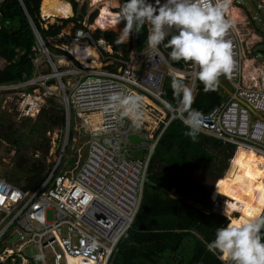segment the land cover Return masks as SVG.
Returning <instances> with one entry per match:
<instances>
[{"label": "built area", "instance_id": "obj_1", "mask_svg": "<svg viewBox=\"0 0 264 264\" xmlns=\"http://www.w3.org/2000/svg\"><path fill=\"white\" fill-rule=\"evenodd\" d=\"M259 1L264 6V0ZM237 7L232 0L226 14L235 21L226 35L231 41L233 69L227 77H220L230 87L232 95L211 110L199 112V133L234 147L237 144L251 146L264 155V120L252 119L249 109L237 100H243L255 112L264 114V60L247 56L249 43L237 30ZM92 32L80 28L74 35L94 49L99 67L77 66L70 58L56 55L64 65L58 72L48 56L51 74L37 73L40 63L34 61L32 78L0 84V91L33 87L37 92L42 88L43 95L50 96L55 84H48V81L56 79L68 117L65 130L69 131L70 109L73 108L87 137L83 158L78 161L72 158L73 165H68L66 160L68 168L59 169L67 149L65 138L55 167L34 191L23 190L0 177V264L7 260L15 263V256L20 260L18 264H30V259L40 254L44 260H35L36 264H111L119 241L138 211L154 148L171 121L182 122L180 113L185 112L184 108L195 96L197 79L192 67L172 66L161 48L159 53L149 47L140 52L132 50L128 59L110 57L112 50L105 49L110 46L104 47L100 40L94 41ZM42 47L49 55L46 46ZM98 47L108 55L102 54ZM109 65L112 70L105 68ZM166 76L187 81L192 91L190 102L167 107L170 104L161 96ZM115 91L141 95L144 111L148 109L145 102L153 101L157 105L156 129L135 133L130 121L108 104L107 97ZM23 96L25 105L20 110L24 115L35 117L39 107L25 111L32 100L29 94ZM93 113L98 114L97 125H93L90 117ZM130 135L140 140L133 143L128 138ZM140 149L143 150L140 159L129 157ZM81 185L94 194L87 203L79 192ZM222 198L210 202V211L220 214ZM93 239L95 248L89 247ZM28 248L33 249V254L27 252Z\"/></svg>", "mask_w": 264, "mask_h": 264}, {"label": "trees", "instance_id": "obj_2", "mask_svg": "<svg viewBox=\"0 0 264 264\" xmlns=\"http://www.w3.org/2000/svg\"><path fill=\"white\" fill-rule=\"evenodd\" d=\"M66 1L71 6L72 16L57 19L46 26H43L40 18L41 0L0 1V59L5 62L4 67L0 68V84L23 82L33 77L38 43L33 28L50 55H64L79 66L65 50L49 45V40L60 35L70 23L73 24L72 38H75L76 29L86 30L83 21L87 14V5H79L78 0ZM96 16L97 10L92 11L88 15V24H92ZM147 31L146 24L139 34L133 33L134 37L127 43H120L114 31L95 29L92 37L94 41L103 40L111 46L113 53L110 57L128 59L131 49L140 52L147 47ZM160 48L167 56L169 49L163 45ZM98 49L102 54L108 55L100 47ZM169 62L179 69L189 66L183 62L170 60ZM105 68L113 69L112 65ZM173 79L176 78L165 77L161 96L172 107H177L181 103V98L170 86ZM196 82L195 96L184 108V113L193 109L207 112L226 100L227 96L220 97L215 89L206 91L198 80ZM55 83V79L48 81V84ZM32 89L33 87H28L25 91ZM46 101L48 107L40 109L34 122L26 130L28 134L24 133L28 138L29 135L33 136L31 139L33 149L41 152L42 158L48 154L50 146L46 133L65 127L64 107L58 102H53L51 98H47ZM3 119L4 115L0 114V140L17 147L15 168L26 173L25 184L20 188L34 191L45 180L50 169L46 168L43 159L29 162L25 156L19 155L26 137H21V127L11 132L7 125H3ZM72 135V130L69 129V139ZM234 149L233 145L224 144L201 133L193 139L187 135V128L183 122L178 119L171 121L151 155L138 211L130 228L119 241L111 264H222L217 256L207 251L206 242L213 239L215 229L224 226L231 217L226 216L228 218L226 219L221 214L210 211L208 200L214 202L219 196H214L215 184L220 183ZM188 156L198 166L215 174L205 183L207 192L198 185L186 187L181 185L185 179L183 167ZM223 187L225 188L223 197L227 200H238L244 195L234 193L227 185ZM236 214L235 216H238L240 213ZM189 239L192 244L189 243ZM10 263L7 260L3 264ZM30 264H36L35 259H30Z\"/></svg>", "mask_w": 264, "mask_h": 264}, {"label": "clouds", "instance_id": "obj_3", "mask_svg": "<svg viewBox=\"0 0 264 264\" xmlns=\"http://www.w3.org/2000/svg\"><path fill=\"white\" fill-rule=\"evenodd\" d=\"M231 5L232 0H123L116 14V22H124L118 41L125 43L130 34L134 37L133 33L139 34L147 24V47L159 53L163 45L169 49L170 61L183 62L195 69L196 79L204 89L212 90L219 78L227 77L233 69L231 41L226 38L235 25L226 15ZM170 86L181 98V104L191 101V88L182 80L173 79ZM107 100L134 128L141 127L145 119L141 95L115 91ZM180 116L187 135L195 139L201 130V114L193 109ZM224 185L236 194L244 193L235 202L224 201L225 207L240 214L215 229L213 239L206 242L207 251L222 264H264V155L257 154L251 146L237 144L220 183L215 184L214 196L225 195ZM79 192L86 203L94 198L83 185ZM89 247H96L94 239ZM34 258L44 260L43 254Z\"/></svg>", "mask_w": 264, "mask_h": 264}, {"label": "rangeland", "instance_id": "obj_4", "mask_svg": "<svg viewBox=\"0 0 264 264\" xmlns=\"http://www.w3.org/2000/svg\"><path fill=\"white\" fill-rule=\"evenodd\" d=\"M78 2L79 5L81 4L87 5V14L84 17L83 26H85L86 28L92 31H94V29L105 31L98 27H92L93 23L88 24L87 21L88 15L92 11L97 10V14H98L99 3L93 4L92 0H78ZM121 3L122 1L118 0L116 5L117 7L114 5L113 7H110V10L116 13L119 12ZM235 4L236 5L238 4L240 8L246 7L248 10H250L255 15L256 25H258L259 28H264V6L261 3H259L258 0H235ZM115 9H117L118 11ZM40 18L43 21V26L52 24L56 22L57 19H61L60 17H56L51 21L49 19L43 18L41 15ZM123 25L124 22L121 21L120 25L118 26L119 28L114 27V28L106 29V31H114L118 39L120 35V29L123 27ZM72 27H73L72 23L68 24L62 30L60 35H58L54 39L49 40V45L54 48L63 49L71 56V54L67 51L65 45L68 43V41L72 39L71 37ZM130 38H133L132 34H130L129 39L125 43H127L130 40ZM48 56H50V58L54 62L58 72H61L64 68V65L62 62L58 60L56 54L54 55H50V53L49 55L46 54L39 45V43H37L36 55L34 59L36 64L40 63L37 73H45L47 75L52 73L51 67L48 63ZM72 58L75 59L74 57ZM259 59L260 60L264 59L263 53L259 55ZM78 63L80 65V62ZM4 65L5 62L2 59H0V68H3ZM72 81L73 79H71V82ZM183 82L187 84V81H183ZM53 87H56V89L52 90V94L50 96H44L43 95L44 90L42 88L41 89L39 88L38 92L35 88H33L31 91H28L29 93L23 90V88L8 90V91H0V114H3L5 117V119H3L2 121L3 125L4 126L7 125V127H9V130L11 132H14L19 127H21V134H22L21 137L23 138L26 137V141H24L19 155L25 156L29 160V162H32L34 159H39V160L43 159L47 166L46 168L50 169V172L57 163V160L59 158L58 156L61 147L65 141V138L67 141V149L66 152H64L63 159L60 162V167H58L59 169H64V168L66 169L68 168L67 167L68 165H72L73 164L72 158H75L76 161L81 160L83 158L86 150V139H87V137L85 136V132H83V127L79 125V121L74 115V109L71 108L70 122H69V129H71L73 133L71 139H69L68 131L65 130V127L63 129H54L53 131L46 133L49 137V143H50L49 150L50 149L52 150L51 154L48 152V154L42 158L41 152H37L36 150L33 149L34 146L33 143L31 142L33 136L29 135L28 138L24 133L25 132L27 133L26 131L27 128L34 122L36 117H29L28 115H24L25 112L23 113L22 110H20L22 105H25L23 104L25 103V99H24L25 97L23 96V94L25 95L29 94L32 100V102L29 101L28 106L26 107L27 109H25V111L27 112L33 110L35 107H39V109H41L42 107H46L48 103V101H46L47 98H51L53 102H58L60 105L63 106L61 91L58 88L57 82L55 83V85H53ZM23 118H31V119H23ZM16 150L17 147L10 145L5 140H0V177L5 179L10 184H13L18 187H22L25 184L26 173H24L23 171H18L15 168V162L17 157ZM66 160L68 162V165L66 163ZM183 173L185 176L183 183L181 182V185H185L183 187H186L188 185H205V183L202 182L201 180L203 170L197 164H195V162H193V160L190 159L189 156L186 160L185 167H183ZM209 205H210V201H209ZM223 212L224 211L221 208L220 214L226 219H228L226 217V215L228 214L225 213V215H223ZM236 213L239 212H233L229 214V216L232 218L235 215H237ZM48 219H50V215H48ZM189 243L192 244V241L190 239H189ZM15 259H16V263H10V264H18L20 261L19 258L15 256Z\"/></svg>", "mask_w": 264, "mask_h": 264}, {"label": "bare ground", "instance_id": "obj_5", "mask_svg": "<svg viewBox=\"0 0 264 264\" xmlns=\"http://www.w3.org/2000/svg\"><path fill=\"white\" fill-rule=\"evenodd\" d=\"M93 4L99 3V12L94 19L92 27H98L102 30L118 27L120 21L117 23V13L110 10V7L116 5V0H92ZM40 14L43 18L52 19L56 17L67 18L72 15L71 6L65 0H41L40 2ZM54 21V20H53ZM119 28V27H118ZM117 29V28H116ZM67 51L80 62L81 65L85 67H99V62L97 61V54L94 49L86 42L80 41L79 39L73 38L65 45ZM90 59V61H87ZM55 87L52 88V90ZM97 117V116H96ZM95 118V117H94ZM94 120V119H92ZM97 120V119H96ZM94 122H96L94 120ZM256 151V150H255ZM257 154L263 155L256 151ZM220 197V195L218 196ZM216 198V200L218 199ZM227 199L222 198V209L224 213L229 214L237 212L231 208L224 206V201ZM230 201V200H229ZM235 202V200H232Z\"/></svg>", "mask_w": 264, "mask_h": 264}, {"label": "crops", "instance_id": "obj_6", "mask_svg": "<svg viewBox=\"0 0 264 264\" xmlns=\"http://www.w3.org/2000/svg\"><path fill=\"white\" fill-rule=\"evenodd\" d=\"M117 1L118 0H116V2ZM121 1L123 3V0H121ZM259 3H261V2L259 1ZM113 6H111V7H113ZM237 6L238 7L236 8V10L238 9V11H239V16L237 17V22H238L237 23V30L242 34V37H244V39H246L247 42L249 43L248 44L249 45V50H248V55L247 56H249V57L250 56L251 57L256 56V59L260 60L259 59V55L262 54V52L264 54V28H259V26L256 25L255 15L250 10H248L246 7L240 8V6L238 4H237ZM114 13H116V12H114ZM100 44L101 45L103 44L102 46H104V47L107 46L106 43L103 40L100 41ZM108 49L111 50V48H109V47H108ZM132 50L133 49H131L130 52ZM97 61L99 62L98 59H97ZM244 71H247V69H245ZM171 77H173V76H171ZM176 79H178V78H176ZM218 81L220 82V84L223 87H225L227 90L231 91L230 87L228 85H226L224 83V81H221L220 79ZM226 94L227 93H225V95ZM145 104L148 106V109L144 111L145 119H144L141 127L139 129L135 128V133H137V134L143 133L144 129L155 130L156 127H157L156 116H155V108H156L157 105L154 104V102L150 101V100L146 101ZM90 117H91V119H94L96 121V122H94V120H92L93 121V125H97V123H99V117H98L97 113L91 114ZM123 119H126L129 122V120L126 117H123ZM187 158H186V160H187ZM193 162H195V161L193 160ZM195 164H197V163L195 162ZM184 167H185V165H184ZM201 169L203 170L201 180H202V182L206 183L207 179L211 177L210 176L211 172H208V171L204 170L203 168H201ZM198 186L202 187L203 185H198Z\"/></svg>", "mask_w": 264, "mask_h": 264}, {"label": "water", "instance_id": "obj_7", "mask_svg": "<svg viewBox=\"0 0 264 264\" xmlns=\"http://www.w3.org/2000/svg\"><path fill=\"white\" fill-rule=\"evenodd\" d=\"M33 30H34V33H35V35H36V38H37V42L39 43V45L42 47V45H43V42H42V40H41V38H40V36L38 35V33H37V31L33 28ZM72 57V56H71ZM216 91H217V93L220 95V97H225V93H227L226 95L227 96H231L232 95V92L231 91H229V90H227L225 87H223L221 84H220V82L218 81L217 82V85H216V87L214 88ZM241 104H243L244 106H246L248 109H249V111L251 112V118L253 119L254 117H258L259 119H262V120H264V114H259V113H257V112H255L253 109H252V107H250L246 102H244L243 100H241V99H237ZM64 114H65V123H66V125L68 124V121H67V119H68V117H67V115H66V109L64 108ZM68 126V125H67ZM129 140L131 141V142H133V143H136V142H138L140 139L137 137V136H135V135H130L129 137ZM142 152H143V150L142 149H140V150H138V151H135V152H133V153H130V155H129V157L130 158H138V159H140L141 158V155H142ZM213 175H215V174H212V173H210V176L212 177ZM205 190H206V188H205V185H203L202 186ZM27 252L29 253V254H33V249H31V248H28L27 249Z\"/></svg>", "mask_w": 264, "mask_h": 264}]
</instances>
